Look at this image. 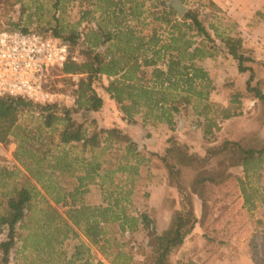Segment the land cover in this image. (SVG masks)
I'll return each mask as SVG.
<instances>
[{
	"label": "trees",
	"instance_id": "1",
	"mask_svg": "<svg viewBox=\"0 0 264 264\" xmlns=\"http://www.w3.org/2000/svg\"><path fill=\"white\" fill-rule=\"evenodd\" d=\"M78 1L81 16L76 25H70L60 22L56 15L54 22L49 15L51 8L43 3L0 0L3 13L20 3L22 9L19 20L10 16L4 30L21 29L58 37L72 51L79 47L83 56L78 61L69 60L60 70L79 76L77 83L71 77L67 82L76 97L73 106L23 97L0 98V142L16 143L14 157L24 170L0 165L3 263L9 264L12 249L21 240L24 250L30 245L32 253H37L30 264H108L102 260L95 263L91 247L84 241L66 260L62 246L72 233L78 235L77 227L109 264H138L133 249H124L125 243L118 241L113 247L107 226L118 224L121 233L135 232L150 226L151 213H129L123 203L128 200L125 196L116 197L106 206L87 204L84 196L93 184H112L115 173L127 174V184L135 187L141 165L149 163L164 170L168 185L177 188L180 206L171 200V217L157 236V246L141 254L151 264H174L173 256L181 252L189 236L196 234L197 224L203 228V236L211 238L208 229L211 202L216 201L214 188L233 175L230 169L242 166L249 173L263 166L264 135L256 132L225 139L209 145L204 154L191 151L187 142L171 136L162 151L145 153L121 127H100L91 115L104 106L96 82L130 122L137 121L135 116L141 114L144 123L164 122L175 131L176 113L192 106L198 116L204 117V136L208 137L215 136L221 126L210 116L213 79L199 62L222 53L232 55L238 62V71L248 74V79L245 91L237 90L231 95V102L238 105L223 108L222 118L241 115L242 98L251 97L257 100L259 121L264 127V77L258 69L262 66L255 52L245 45L236 22L232 33L214 25L215 37L199 10L188 9L179 17L171 0H157L149 6V0ZM55 5L61 14L65 11L61 0ZM257 14L264 19V12ZM35 20L39 30L30 28ZM84 22L89 24L85 32L78 27ZM25 111L36 119L20 121ZM243 192L249 202L251 195L245 186ZM196 197L201 202L200 215ZM50 200L56 205H68L66 215ZM147 207L156 211L151 205ZM3 234L6 239H1ZM188 258L182 253L177 264H196Z\"/></svg>",
	"mask_w": 264,
	"mask_h": 264
},
{
	"label": "rangeland",
	"instance_id": "2",
	"mask_svg": "<svg viewBox=\"0 0 264 264\" xmlns=\"http://www.w3.org/2000/svg\"><path fill=\"white\" fill-rule=\"evenodd\" d=\"M58 0H26L28 4L43 3L45 7L51 8L49 11L53 21L54 15L60 17V22L70 25H76L81 13L80 2L78 0H61L65 5V11L62 14L57 10ZM157 0L147 1V5ZM174 1V0H171ZM188 9L199 10L205 25L210 29L213 36L216 37V31L213 27L216 25L220 31L229 33L233 31V24L238 23L242 30L246 45L253 51L259 52L261 75L264 77V19L257 14V11L264 12V0H180ZM39 14L42 11L38 12ZM45 13V11H44ZM22 14L21 3L15 5L7 13L0 11V30L7 29L10 16L15 21L19 20ZM47 16L48 13H45ZM37 17V16H35ZM26 16H24V19ZM262 18V19H261ZM12 19V20H13ZM26 21V19L24 20ZM38 21V20H37ZM25 25V24H23ZM80 31L85 32L89 24L84 22L79 26ZM31 29L39 30L38 23H33ZM218 43H221L217 39ZM71 51L73 56L79 60L82 59V53L77 47ZM207 69L213 79L215 88L209 95L210 102L213 104V111L210 116L215 117L221 128L215 136H204V117L195 113L194 107L190 106L187 110H182L175 115L176 130L172 131L167 123H144L143 116L137 114V121L130 122L124 117L115 100L111 99L109 94L102 88L100 82H96L97 91L104 97V106L99 111L92 112V116L98 120L100 127H121L128 132L140 144V149L149 153V151H160L171 136L188 143L191 151L204 154L209 145H217L225 139H239L247 135L260 132L264 135V127L260 124V109L257 106V100L251 97L242 98L241 108L243 113L239 116L223 119L221 111L223 108L235 107L238 102H231V95L237 90H246V81L248 74L238 71V62L230 54H219L212 58H206L199 62ZM77 83L79 76L66 75L62 71L52 70L48 81V89L57 96L53 101H58L67 106H73L75 98L72 89L67 85L70 79ZM108 82L106 77L103 78ZM77 87V85H76ZM71 97V98H69ZM52 101V102H53ZM36 118L32 117L27 111L22 113L20 121L30 122ZM165 143V144H164ZM16 143L11 142L8 145L2 143L0 146V165H5L10 169L16 167L22 169L14 157ZM232 176L225 184L214 188V197L211 202L212 212L209 225V235L211 238L203 236L204 230L196 225L195 235L189 236L181 252L173 256V263L177 264L178 257L182 253L196 264H264V163L257 171L246 173L242 166H234L231 169ZM140 178V179H139ZM136 185L130 188L127 184V174L115 173L112 184H93L84 196V202L93 205H109L114 203L116 197L125 196L124 200L127 210L131 214L137 215L141 211H149L152 215V223L149 227H141L138 231L121 233L118 224L107 226V237L111 239L113 247L116 242L125 243L124 249H133L138 264H151L141 251L150 252L157 246V236L164 230L169 223L172 206L171 200L174 199V205L179 204V194L175 187L169 186L164 170L154 167L152 164L145 163L140 167V176ZM251 195L247 202L243 187ZM44 193V192H43ZM110 193H113L110 196ZM170 197V200H166ZM59 211L66 215L69 206L56 205L50 200ZM81 204V200L78 201ZM122 204V202H121ZM151 205L156 211L147 207ZM196 206L198 214H201V202L196 197ZM78 235L71 236L64 242L62 250L65 251L66 260L71 259L75 252V246L84 241L91 247L93 260H102L109 262L103 257L98 248L92 245L82 234L81 229L75 227ZM117 231V232H116ZM3 234L1 239H6ZM223 241V243H221ZM23 242L19 240L15 248L11 251V260L9 264H30L35 258V252L32 248L24 250ZM111 251V249H110ZM136 252H139L136 254ZM3 251L0 249V264L3 263ZM80 262H77L79 264ZM36 264H41L37 261Z\"/></svg>",
	"mask_w": 264,
	"mask_h": 264
},
{
	"label": "built area",
	"instance_id": "3",
	"mask_svg": "<svg viewBox=\"0 0 264 264\" xmlns=\"http://www.w3.org/2000/svg\"><path fill=\"white\" fill-rule=\"evenodd\" d=\"M69 60L79 59L58 37L21 29L0 30V98L52 102L57 95L47 86L51 72L61 70Z\"/></svg>",
	"mask_w": 264,
	"mask_h": 264
},
{
	"label": "water",
	"instance_id": "4",
	"mask_svg": "<svg viewBox=\"0 0 264 264\" xmlns=\"http://www.w3.org/2000/svg\"><path fill=\"white\" fill-rule=\"evenodd\" d=\"M172 4L177 9L178 16L181 17L185 12L186 6L180 0H174Z\"/></svg>",
	"mask_w": 264,
	"mask_h": 264
},
{
	"label": "crops",
	"instance_id": "5",
	"mask_svg": "<svg viewBox=\"0 0 264 264\" xmlns=\"http://www.w3.org/2000/svg\"><path fill=\"white\" fill-rule=\"evenodd\" d=\"M245 45H246V43H245ZM246 46H247V45H246ZM247 47H248V46H247ZM254 52H255L256 58H257L258 60H260V59H261V58L259 57V56H260V55H259L260 53H259V52H257V51H255V50H254ZM258 53H259V54H258ZM164 144H165V143H164ZM163 146L165 147V146H166V144H165V145H163ZM164 147H163V148H164ZM163 148H162V150H163ZM162 150H160V151H162ZM153 151H155V150H153Z\"/></svg>",
	"mask_w": 264,
	"mask_h": 264
}]
</instances>
